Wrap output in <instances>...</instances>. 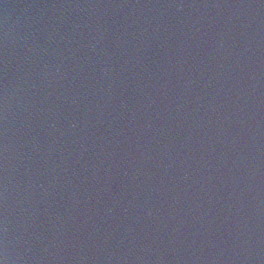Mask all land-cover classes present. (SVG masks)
I'll return each instance as SVG.
<instances>
[{"label": "water", "instance_id": "95a60500", "mask_svg": "<svg viewBox=\"0 0 264 264\" xmlns=\"http://www.w3.org/2000/svg\"><path fill=\"white\" fill-rule=\"evenodd\" d=\"M7 264H264V0H144Z\"/></svg>", "mask_w": 264, "mask_h": 264}, {"label": "snow or ice", "instance_id": "6c2138e0", "mask_svg": "<svg viewBox=\"0 0 264 264\" xmlns=\"http://www.w3.org/2000/svg\"><path fill=\"white\" fill-rule=\"evenodd\" d=\"M0 264H3V262H2V261H0Z\"/></svg>", "mask_w": 264, "mask_h": 264}, {"label": "clouds", "instance_id": "9594fccd", "mask_svg": "<svg viewBox=\"0 0 264 264\" xmlns=\"http://www.w3.org/2000/svg\"><path fill=\"white\" fill-rule=\"evenodd\" d=\"M3 262V261H2Z\"/></svg>", "mask_w": 264, "mask_h": 264}]
</instances>
